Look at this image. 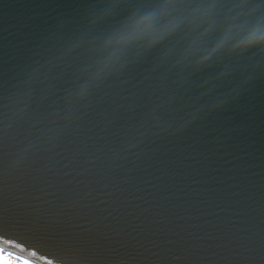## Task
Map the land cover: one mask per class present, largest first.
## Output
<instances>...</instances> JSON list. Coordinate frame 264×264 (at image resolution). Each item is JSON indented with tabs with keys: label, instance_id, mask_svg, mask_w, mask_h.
<instances>
[{
	"label": "water",
	"instance_id": "obj_1",
	"mask_svg": "<svg viewBox=\"0 0 264 264\" xmlns=\"http://www.w3.org/2000/svg\"><path fill=\"white\" fill-rule=\"evenodd\" d=\"M256 30L264 0H0V249L264 264Z\"/></svg>",
	"mask_w": 264,
	"mask_h": 264
},
{
	"label": "snow or ice",
	"instance_id": "obj_2",
	"mask_svg": "<svg viewBox=\"0 0 264 264\" xmlns=\"http://www.w3.org/2000/svg\"><path fill=\"white\" fill-rule=\"evenodd\" d=\"M0 264H32V261L17 255L15 252L0 249Z\"/></svg>",
	"mask_w": 264,
	"mask_h": 264
},
{
	"label": "clouds",
	"instance_id": "obj_3",
	"mask_svg": "<svg viewBox=\"0 0 264 264\" xmlns=\"http://www.w3.org/2000/svg\"><path fill=\"white\" fill-rule=\"evenodd\" d=\"M246 45L264 44V30H256L251 33L244 41Z\"/></svg>",
	"mask_w": 264,
	"mask_h": 264
}]
</instances>
